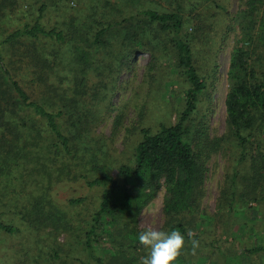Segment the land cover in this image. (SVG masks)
Here are the masks:
<instances>
[{"label": "trees", "instance_id": "1", "mask_svg": "<svg viewBox=\"0 0 264 264\" xmlns=\"http://www.w3.org/2000/svg\"><path fill=\"white\" fill-rule=\"evenodd\" d=\"M245 2V9L234 16L240 32L227 70L225 130L218 136L210 135L205 117L199 115L209 76L196 66L190 36L186 30L183 32L184 12L190 0H175L170 11L149 8L121 18L85 16L87 8L83 5L61 26L53 23L50 27L45 17L47 5L40 2L36 8L31 7L29 16H23L26 21L20 27L6 33L1 28L0 207L12 211L13 219L19 218L31 231V239L41 246L36 264H44V256L47 264H140L148 250L138 242L142 231L138 217L161 189L163 231H179L185 238L184 250L194 256L204 254L203 249L215 241L208 237L214 232L210 227L216 225L213 216L209 225L204 224L200 205L206 192L209 159L222 150L230 151L231 157L215 212L223 210L228 218L223 222V238L229 239L230 223H226L233 220L236 203L251 208L264 201V0ZM114 5L111 7L117 9L118 4ZM61 10L64 13L59 12L60 16L66 17L69 12ZM108 34L115 35L112 41ZM147 36L146 43L154 49L160 50L168 43L188 87L175 122L161 124L155 131L141 128L128 161L117 165L114 176L108 152L90 138L89 127L95 118L87 112L89 93L79 73L88 69L112 73L115 66L125 64ZM20 45L30 49L25 53L36 65L48 67L49 61L53 65L69 59L77 66L71 79L74 81L58 95L57 105L49 100H31L14 79L9 51L17 52ZM34 73L44 80L40 97L49 89H57V84L46 81L48 76L43 70ZM52 106L55 109L49 110ZM92 166L99 170L90 175ZM30 170L42 175L44 181L27 177L25 172ZM80 179L87 187L100 188L92 206L88 207V202L92 203L89 195L59 203L52 186ZM31 184H35L34 189ZM2 212L0 230L9 234L23 231L5 222ZM189 231L199 241L195 254ZM59 234H65L66 239L59 242ZM104 243L108 249L100 255L98 248ZM244 251L264 252V245Z\"/></svg>", "mask_w": 264, "mask_h": 264}, {"label": "rangeland", "instance_id": "2", "mask_svg": "<svg viewBox=\"0 0 264 264\" xmlns=\"http://www.w3.org/2000/svg\"><path fill=\"white\" fill-rule=\"evenodd\" d=\"M0 0V31H12L20 27L26 21L33 7L40 2L47 5L46 24L50 27L53 23L67 20V16L83 5L87 8L85 16H116L124 17L137 13L144 9H156L158 11L173 10L175 0ZM186 5L185 28L192 42L194 59L199 71L207 79L208 87L201 96L199 115H203L206 126L211 136L221 135L225 130V96L227 92V70L230 53L238 38L240 24L234 20L241 10L246 7L245 0H190ZM189 3V1H187ZM90 4V7H89ZM111 4L117 9L111 7ZM123 4V5H122ZM32 7V8H31ZM55 8L57 10H55ZM62 18L59 12L64 13ZM119 10V11H118ZM1 16H7L2 18ZM261 16V14H259ZM154 28V27H153ZM110 41L115 35L108 34ZM148 36L142 38L138 50L132 53L125 64L115 66L112 73L88 69L82 76L85 80L89 98H86L88 113L95 118L89 127L90 138H95L108 152L107 159L110 172L116 176L117 165L127 162L129 150L139 137L141 128L158 129L161 124L173 123L180 108L183 107V97L188 87L186 81L178 72L177 59L168 43L160 50L154 49L152 44L146 43ZM19 48V44H17ZM24 46L20 45L17 52H11L12 74L15 80L26 90L31 100L41 102L49 100L57 105L58 95L64 92L67 85L74 80L77 69L75 63L69 59L62 61L47 62L48 67L36 65L33 58L25 53ZM48 76L46 81L57 84V89L47 90L40 97L43 89V79L34 72L41 71ZM55 72L57 76H54ZM82 74V75H81ZM96 93V95H94ZM60 94V95H61ZM90 94L93 98L90 99ZM52 106L49 110H54ZM32 112V111H31ZM29 112V113H31ZM20 114H25L20 112ZM30 115V114H29ZM41 119L38 116H33ZM115 128V129H114ZM44 134V133H43ZM230 151L222 150L213 154L209 159V170L205 182V195L200 205V211L204 218V224L209 225V220L215 217V227H210L214 232L211 237L215 241L204 248V254L196 256L183 250L174 264H264V252L249 254L244 250L258 245H264V201L252 204L245 208L243 204L236 203L234 206L233 220L227 221L228 238H223L222 230L225 217L223 210L216 213L220 187L223 184L226 167L230 160ZM22 161L23 159H19ZM89 167V166H88ZM99 169L92 166L90 175ZM16 175L15 172H13ZM27 177H37L44 181L42 175L33 170L25 172ZM35 188V184H31ZM53 195L61 204H66L71 197L89 195L92 203L100 188L87 187L83 180L55 183ZM164 189H161L156 197L147 204L138 217L141 230L154 227L164 229V215L162 212V199ZM4 207V206H2ZM0 207L3 214L1 218L12 225L16 224L23 231L7 233L0 230V264H36L38 247L36 241L31 239L30 233L24 223L19 219H13L12 211ZM80 209V208H79ZM85 208L81 211L84 212ZM221 215V216H220ZM206 229V228H205ZM45 232V231H44ZM205 233V230L202 229ZM221 236V237H218ZM33 237V236H32ZM104 238V237H103ZM217 238H219L217 240ZM66 239L65 234L58 235V241ZM105 248V249H104ZM99 254L108 249V244L99 246ZM43 257L44 264H47ZM40 261V259H38Z\"/></svg>", "mask_w": 264, "mask_h": 264}, {"label": "clouds", "instance_id": "3", "mask_svg": "<svg viewBox=\"0 0 264 264\" xmlns=\"http://www.w3.org/2000/svg\"><path fill=\"white\" fill-rule=\"evenodd\" d=\"M188 236L192 252L195 254L199 241L194 238L195 233L191 231ZM138 242L148 250V254L140 258V264H174L185 247V238L179 231L166 232L154 227L140 231Z\"/></svg>", "mask_w": 264, "mask_h": 264}]
</instances>
